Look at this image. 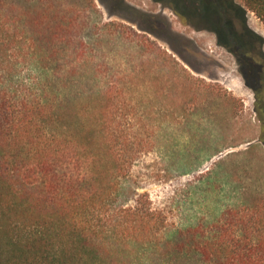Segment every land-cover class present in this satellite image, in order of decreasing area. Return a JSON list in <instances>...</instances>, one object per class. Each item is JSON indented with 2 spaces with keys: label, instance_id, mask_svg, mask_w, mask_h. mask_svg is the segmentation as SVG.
<instances>
[{
  "label": "trees",
  "instance_id": "trees-1",
  "mask_svg": "<svg viewBox=\"0 0 264 264\" xmlns=\"http://www.w3.org/2000/svg\"><path fill=\"white\" fill-rule=\"evenodd\" d=\"M43 2V9L24 14L13 6L7 13L0 2L6 17L0 19V264H264L263 199L230 208L209 225L178 230L147 193L125 194L123 180L139 151L124 140L129 128L108 125L105 114L127 87H108V110L93 128L72 120L67 103L97 84L57 75L49 44L73 41L61 30L73 20L53 17L50 0ZM156 2L196 30L207 24L225 33L254 92L264 146V52L248 26L247 10L234 0ZM243 2L264 24V0ZM238 16L242 23L232 28L227 21ZM24 60L30 64L27 74Z\"/></svg>",
  "mask_w": 264,
  "mask_h": 264
},
{
  "label": "rangeland",
  "instance_id": "rangeland-1",
  "mask_svg": "<svg viewBox=\"0 0 264 264\" xmlns=\"http://www.w3.org/2000/svg\"><path fill=\"white\" fill-rule=\"evenodd\" d=\"M28 1L0 2L10 14L12 6L19 14L47 6L44 0L33 7ZM234 1L247 10L248 26L264 52L263 22L243 0ZM49 3L50 15L73 20L61 29L73 41L49 44L57 75L98 85L83 88L67 103L72 120L78 117L93 128L108 110L103 100L108 87L115 92L127 87L124 95L115 94L105 114L108 125L129 128L124 140L139 151L123 180L126 195L147 193L178 230L209 225L230 208L264 200V146L254 92L235 57L218 47L212 34L187 26L153 0ZM29 65L24 60L25 74ZM111 113L129 116L113 121Z\"/></svg>",
  "mask_w": 264,
  "mask_h": 264
},
{
  "label": "flooded vegetation",
  "instance_id": "flooded-vegetation-1",
  "mask_svg": "<svg viewBox=\"0 0 264 264\" xmlns=\"http://www.w3.org/2000/svg\"><path fill=\"white\" fill-rule=\"evenodd\" d=\"M154 2H156V0H153ZM164 7H166V8H169L167 5H165V4H162ZM170 9V8H169ZM172 10V9H171ZM178 16V15H177ZM179 17V16H178ZM181 20H182V18H180ZM183 21V20H182ZM184 22V21H183ZM227 22H229V24L232 26V28L233 27H237V26H239V24L241 25V23H242V18L240 17V16H238V17H235V18H230ZM187 26H190V27H192L194 30H196L195 29V26L193 25V24H191V23H187V22H184ZM209 25H207V24H205L204 26H203V28L201 29V30H197V31H205V32H208V33H210V34H212L214 37H215V39H216V45L218 46V47H220V48H222V49H224L225 51H227V52H229L230 54H232L231 52H230V50L227 48L228 47V45H227V40H226V35H225V33H223V31H218V30H215V29H213V28H209L208 27ZM233 55V54H232ZM234 56V55H233Z\"/></svg>",
  "mask_w": 264,
  "mask_h": 264
}]
</instances>
